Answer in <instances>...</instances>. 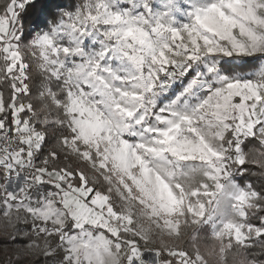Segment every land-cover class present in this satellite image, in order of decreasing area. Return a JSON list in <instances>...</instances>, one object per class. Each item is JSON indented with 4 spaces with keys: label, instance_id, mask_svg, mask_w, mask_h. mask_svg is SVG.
I'll list each match as a JSON object with an SVG mask.
<instances>
[{
    "label": "rangeland",
    "instance_id": "1",
    "mask_svg": "<svg viewBox=\"0 0 264 264\" xmlns=\"http://www.w3.org/2000/svg\"><path fill=\"white\" fill-rule=\"evenodd\" d=\"M21 7L14 2L8 17L0 15V51L21 84L16 93L25 90L14 28ZM32 44L40 71L66 91V103L56 100L75 135L63 140L65 149L100 174L121 204L40 166L41 135L12 105L18 136L0 152L7 172L1 208L45 236L73 220L47 253L54 264H158V244L182 240L184 225H207L215 236L197 249L204 264H231L222 256L228 239L250 246L245 208L256 194L232 179L231 167L243 163L241 143L264 129V0H85L51 31L36 32ZM46 93L56 97L49 87ZM171 247L175 258L195 264Z\"/></svg>",
    "mask_w": 264,
    "mask_h": 264
},
{
    "label": "trees",
    "instance_id": "2",
    "mask_svg": "<svg viewBox=\"0 0 264 264\" xmlns=\"http://www.w3.org/2000/svg\"><path fill=\"white\" fill-rule=\"evenodd\" d=\"M14 2L22 4L17 12L14 28L18 52L25 66L23 81L25 90L15 92V86L20 88L21 84L10 78L7 71L9 61L0 51V92L3 102L0 122L3 121L4 130L10 136H14L17 127L14 124L11 106L23 107L19 114L20 122L28 123L41 135L39 149L35 151V160L40 166L50 172L72 175L67 180L78 188L86 182L87 187H92L99 194L107 195L112 204L119 207L120 199L108 182L100 174L92 172L86 161L65 149L63 140L72 139L75 135L68 124L64 106H58L56 100L66 103V91L61 81L48 82L45 74L40 71V55L32 44L36 32L51 31L61 21H65L68 14L83 6L85 0H0L2 17L10 15L9 9ZM239 69L240 66L231 67L226 73L234 75ZM48 87L56 93V97L52 98L46 93ZM227 137V141H230L231 135ZM240 146L243 163L232 164V179L242 187L248 186L256 194L250 205L245 208V223L253 227L254 231L250 232L253 239L248 247L231 239L226 240L224 242L226 251L222 256L231 264H238L240 260H244L245 264H264V233L256 234V230H264V129L261 132L255 130L254 135L246 138ZM6 183L7 172L0 167V264H54L53 257L47 253L60 245L61 232L70 233L74 229L73 220L67 219L62 231L53 232L50 236L38 234L32 222L23 219L10 220L1 208ZM185 226L182 227L185 230L181 235L182 240L174 242L165 238L158 244L160 251L158 260L161 263L173 264L165 253L166 249L173 246L167 242H172L174 246L171 249L186 253L195 264H204V253L197 249L203 250L215 244V236L207 225ZM28 247H31V250H27Z\"/></svg>",
    "mask_w": 264,
    "mask_h": 264
},
{
    "label": "built area",
    "instance_id": "3",
    "mask_svg": "<svg viewBox=\"0 0 264 264\" xmlns=\"http://www.w3.org/2000/svg\"><path fill=\"white\" fill-rule=\"evenodd\" d=\"M16 136H18L17 133V128L14 131V136H10L5 130H2V132H0V152H8L9 150V146L11 145L13 138H15ZM20 137L22 136V134L19 135ZM33 141L36 142V138H33ZM39 149V147H38ZM122 223V218L121 217H117L114 220V225L118 226ZM165 253L169 256L170 260L173 262V264H185L184 262H182L180 259H177L173 256V253L171 250L166 249Z\"/></svg>",
    "mask_w": 264,
    "mask_h": 264
},
{
    "label": "crops",
    "instance_id": "4",
    "mask_svg": "<svg viewBox=\"0 0 264 264\" xmlns=\"http://www.w3.org/2000/svg\"><path fill=\"white\" fill-rule=\"evenodd\" d=\"M148 257V256H147ZM161 263L160 261L158 262V264Z\"/></svg>",
    "mask_w": 264,
    "mask_h": 264
}]
</instances>
